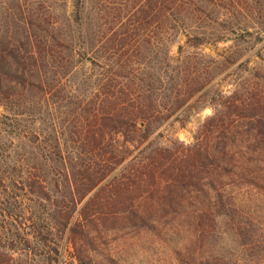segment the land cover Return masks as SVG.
I'll return each mask as SVG.
<instances>
[{"label": "trees", "instance_id": "obj_1", "mask_svg": "<svg viewBox=\"0 0 264 264\" xmlns=\"http://www.w3.org/2000/svg\"><path fill=\"white\" fill-rule=\"evenodd\" d=\"M125 1L117 38L102 22L107 0H71L64 33L50 40L35 31L31 13L23 17L25 0H7L0 14V106L26 97L35 82L40 88L66 78L75 86L81 119L70 137L78 145L69 151L65 143L63 150L61 135H54L49 151L60 168L55 186L63 189L50 205L55 232H67L78 264H121L98 245L142 233L163 240L176 264H264V98L212 92L181 46L179 57L170 58L185 26L183 16L175 18L187 11L180 0ZM136 23L157 24V71L145 53L150 40L128 49L127 32ZM71 28L74 37L66 34ZM198 40L190 46H201ZM197 103L212 114L190 144L151 139L172 118L183 127ZM179 111L182 119L174 117ZM50 252L58 255L53 246Z\"/></svg>", "mask_w": 264, "mask_h": 264}, {"label": "rangeland", "instance_id": "obj_2", "mask_svg": "<svg viewBox=\"0 0 264 264\" xmlns=\"http://www.w3.org/2000/svg\"><path fill=\"white\" fill-rule=\"evenodd\" d=\"M25 1L23 17L26 12L29 17L31 13L36 32L47 40L62 36V23L72 11L71 0ZM123 1L107 0L105 4L108 14L102 22L109 21L112 25L108 37L117 38L121 32L117 13L130 4L127 2L126 6ZM180 2L187 11L175 18L183 16L185 26L178 28L180 33L170 48V58L175 61L179 57L177 47L181 46L183 59L198 70L204 81L210 79L207 88L212 92L219 91L228 96L236 91V97L241 98L245 93L255 91L264 98V0ZM35 9L39 13H33ZM3 10H7V0H0V12ZM51 24L56 30H50ZM156 27L157 24L149 29L138 23L136 26L130 24L127 32L133 35L128 39L129 50L150 40L145 53L149 54L154 71L158 70L157 58L162 54L157 49L160 34ZM66 34L74 37L77 31L71 28ZM198 39H201V46H190L200 43ZM90 74L96 81L100 77L98 70L90 71ZM57 80L54 78L48 83L51 86L46 84L40 88L35 82L26 97H12L0 106V264H53L51 259L55 257V264H78L67 232L62 236L55 232L57 228L50 211L51 203L63 193V189L55 186L57 177L54 172L60 168L50 160L52 138L61 135L62 149L66 148V143L67 150H73L78 144L76 137H70V134L80 128L75 121L81 119L76 93L72 92L75 86L66 78L55 82ZM209 99L212 101V94ZM200 107L198 103L193 105L183 127L172 118L162 124L151 139L166 146L175 140L190 144L194 133L212 114L211 107ZM179 114L180 111L174 117ZM182 118L183 115H179V119ZM130 149L134 150V147ZM136 153L134 150L133 154ZM42 156L48 159L47 163L43 162ZM104 162L101 165L105 166ZM26 179L35 182L36 186L28 188ZM261 207L264 208V203ZM130 237L107 238V244L98 246L121 264H176L169 246L159 237L143 233ZM52 246L56 248L57 256L51 254ZM94 254L100 258L97 252Z\"/></svg>", "mask_w": 264, "mask_h": 264}]
</instances>
